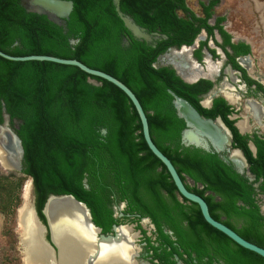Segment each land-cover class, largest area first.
<instances>
[{
    "label": "trees",
    "instance_id": "16d2710c",
    "mask_svg": "<svg viewBox=\"0 0 264 264\" xmlns=\"http://www.w3.org/2000/svg\"><path fill=\"white\" fill-rule=\"evenodd\" d=\"M72 1L68 18L64 24H57L43 13L27 11L20 0H0V50L15 56L74 58L121 80L140 101L152 140L171 160L181 179L188 175L202 185L186 187L204 198L212 217L264 248V215L253 185L259 182V190L264 193V139L255 138L253 155L221 104L216 105L232 129L236 145L247 157L255 176L252 181L216 153L183 146L180 136L185 122L177 115L169 90L201 113L214 116L217 110L203 108L198 98L210 82L201 87L203 80L187 83L173 68L153 66L168 46L190 43L198 31V27L174 14L180 0L119 1L120 9L130 13L139 25L149 31L158 28L167 35L154 46L132 35L128 44H122L127 30L113 0ZM71 39L76 41L71 43ZM89 77L99 83L89 82ZM3 108L11 120L22 121L16 133L24 154L22 176L0 171V200L3 196L15 197L18 204L19 194H14V189H21L29 177L35 208L44 223L42 207L47 196L68 193L84 202L93 222L109 232L115 220L107 201L114 193L128 201L130 211L150 217L164 237L167 235L160 229L162 221L185 247L201 255L212 254L222 264H264L261 255L207 223L195 202H189L185 209L188 200L177 199L176 186L166 167L143 138L132 102L115 84L75 65L0 56V123ZM103 128L105 133L101 132ZM182 220L186 221L184 226ZM167 254L156 253L161 264H172Z\"/></svg>",
    "mask_w": 264,
    "mask_h": 264
},
{
    "label": "flooded vegetation",
    "instance_id": "af4514ba",
    "mask_svg": "<svg viewBox=\"0 0 264 264\" xmlns=\"http://www.w3.org/2000/svg\"><path fill=\"white\" fill-rule=\"evenodd\" d=\"M226 1L228 0H180V4L174 7V14L178 18L192 23L193 27H198V31L190 43L183 42L180 45L168 46L163 53L157 56V58L160 56L165 57L166 63L157 67H171L181 77L176 70L179 69L183 76L181 79L187 83H199L203 80L200 84L201 87L210 82L205 91L198 93L199 104L211 112L217 110L218 113L214 116H208L197 111L203 117L216 121L227 135L229 142L224 144L221 149H215L207 138L208 148H200L216 153L223 161L226 157L228 159V161H225L226 163L252 181L255 176L249 169L247 157L243 149L236 145L238 141H235L232 129L222 117L221 112L218 111L220 107H216V105L221 104L225 115L233 121V126L236 127L247 147L255 155V138L264 139V25L252 27L249 31L250 34L244 33L243 26L235 29L228 19L229 12L222 10V6ZM123 13L134 20L130 13ZM239 17L244 20L242 25L248 23L246 16L240 14ZM145 30L153 37L152 41L147 42L152 46L158 40L167 38V35L158 28L151 31L145 28ZM130 35L128 30L123 33L122 44L129 43ZM186 37H188V34H186ZM186 128L185 122V127L181 131L180 143L183 146H195L182 142V132ZM252 146L255 150L252 149ZM234 163H237L241 169L239 170ZM82 181L87 186L86 179L83 178ZM182 181L185 186L188 184L198 188L202 187L200 183L194 182L188 175H184ZM253 185L255 187V199L259 204V198L264 196V193L259 190V182H255ZM30 193L31 185L29 196ZM176 197L180 201L183 200V198L178 197L177 191ZM189 202V200L185 202V209L190 205ZM107 206L115 220L112 226L114 224H134L133 230H137L136 232L140 234L139 238L135 239V244H137L136 264L163 263L156 253L159 255L168 253V260L173 261L172 264H222V260L212 254L201 255L196 249L185 247L173 230L169 228L165 221H162L160 229L167 235V237H164L150 217L141 216L137 212L130 211L131 207L128 201L120 198L118 194L110 193ZM185 223L186 221H181L183 226ZM112 226L109 232H103L102 227H100L101 232L104 234L111 233ZM123 229L126 233L125 239L126 242L128 241L130 256L133 253V248L129 244V240L132 239L129 233L132 236H135V233L132 232L129 225L124 226ZM20 233L22 234V231ZM21 249L22 255L25 256L22 241ZM124 264H129V261L127 263L124 260ZM165 264L170 263L166 262Z\"/></svg>",
    "mask_w": 264,
    "mask_h": 264
},
{
    "label": "water",
    "instance_id": "95a60500",
    "mask_svg": "<svg viewBox=\"0 0 264 264\" xmlns=\"http://www.w3.org/2000/svg\"><path fill=\"white\" fill-rule=\"evenodd\" d=\"M119 1L120 0H113L115 10L117 15L123 21V24L126 27V29L129 31V33L133 37L141 40H145L146 42L152 41L153 39L152 35L148 33L144 27L138 25L129 15L124 14L121 11L119 6ZM20 4L27 11L45 14L51 21L57 24H64V20L68 18L73 8L72 0H20ZM75 41L76 40L71 39V43H74ZM0 56L9 60H16V61L47 60L62 64L75 65L84 72L88 73L89 75L98 76L103 79H106L109 82L115 84L117 87H119L132 102L141 123V131L143 138L150 151L166 167L174 185L176 186L178 197L185 198L190 202H195L198 205L200 212L207 223H209L211 226L215 227L216 229L226 234L235 243L261 255L264 258L263 247L243 238L232 228L224 224L222 221L216 220L214 217H212L209 211L208 204L204 200V198L201 195L187 189L171 160L156 146V144L152 140L149 131L147 116L142 108L140 101L138 100L134 92L121 80H119L118 78L114 77L113 75L107 72H104L99 69L91 68L86 64H84L83 62L79 61L78 59H74V58H61L53 55H44V54L15 56L5 53L2 50H0ZM163 58H164L163 56H160V58L159 57L157 58V61H159V59L162 60ZM157 61L153 63L154 67H157L156 65ZM176 70L179 73V75L183 78L182 74L180 73V70L179 69ZM88 81L93 84L99 83L97 80L91 77L88 78ZM169 93L172 95L173 98L172 103L174 108L176 109L177 115L183 118L184 121L186 122L187 128L184 129V131L182 132V142H186V144H193L195 146L203 147L205 149L208 148V145L206 143H203V138L205 137L210 140V142L213 144L215 149H221L224 144L229 142L227 135L225 134V132L222 131V127H220V125L216 121L200 115L197 109L189 101L178 96L173 91L169 90ZM2 116H3V121L0 123V129L1 128L4 129L7 133V136H4L0 132V166L5 170L21 173L24 148L22 146L21 138L16 133V129L19 128V125L15 124L14 125L15 129L9 126V122L11 121V119H10V115L5 111V108H3ZM21 122L22 121L19 120V123ZM101 132L105 133L106 130L103 128ZM252 149L255 150L254 146H252ZM224 160L228 161L226 157H224ZM234 164L239 168V170L241 169L237 163ZM30 185H31V189H32L31 193H32L33 192L32 179L30 181ZM31 193L30 196L28 197V199L30 198V200L27 199V202L30 205L29 227L31 231L29 234L32 236L33 240H35L36 243H40V245L44 249L45 258L43 259L44 260L43 264H61L59 262V249L56 243L54 242L51 223L46 213V207L51 201L52 202L54 201V203H51V208L54 211H56L57 209L54 208L57 205L55 203L60 202L63 199H67L73 204L80 205V207L85 211L83 218L85 219L86 226L90 229L89 234L92 241V250L91 252H89L87 258L85 259L84 264H94V261L100 254L102 247L105 249L108 248V247L106 248L105 246H109L110 248L117 247L120 240L122 229L124 228V226L129 225V224H114L112 226L111 233L108 234L102 233L101 228L93 222L90 209L87 207V205L84 202L78 200L72 194H68V193L49 194L47 196L42 207V213L45 217V223H44L39 218L37 214V210L35 208L34 192L32 193V195ZM21 205L17 208L16 212L21 207ZM69 215L71 214L69 213ZM17 223H19L18 216H17ZM24 226L25 224H23L21 228L23 229ZM129 226L131 227L132 232L135 233V236H132V234L129 233V235H131L132 237V239L129 240V244L133 248V253H131L129 256V264H136L135 255L137 254V245L135 244V239L137 237V232L133 231L132 225ZM20 237H21V233L18 234L19 245H21ZM20 252H21V248H20ZM22 258L24 264H41L40 262L41 258H39V261L35 260L29 263H27V261L24 259L25 258L24 256Z\"/></svg>",
    "mask_w": 264,
    "mask_h": 264
},
{
    "label": "bare ground",
    "instance_id": "6f19581e",
    "mask_svg": "<svg viewBox=\"0 0 264 264\" xmlns=\"http://www.w3.org/2000/svg\"><path fill=\"white\" fill-rule=\"evenodd\" d=\"M0 132L4 136H7L4 129L1 128ZM29 189L30 183L27 182L23 193L24 204L18 209L19 225L23 226L25 224L20 239L27 263L35 260L39 261V258H41L40 262L43 264V259L45 258L44 249L29 234L31 231L29 227L30 205L27 203ZM51 203H54V201H51L47 205L46 213L51 223L54 242L59 249V262L61 264H84L85 259L92 250L90 229L86 226L85 219L83 218L85 211L80 205L73 204L67 199L55 203L57 204L54 207L57 208L56 211L52 210ZM125 234L124 229H122L117 247L110 248L109 246H105L109 250L102 247L94 264H124V260L128 263L130 249L128 241L126 242Z\"/></svg>",
    "mask_w": 264,
    "mask_h": 264
},
{
    "label": "rangeland",
    "instance_id": "374dc122",
    "mask_svg": "<svg viewBox=\"0 0 264 264\" xmlns=\"http://www.w3.org/2000/svg\"><path fill=\"white\" fill-rule=\"evenodd\" d=\"M222 10H226L229 12L228 19L230 23L234 25L233 27L235 29L241 28L243 26L242 29L245 34H250L249 31L252 27L255 28L256 26L264 25L263 23L264 0H228L222 6ZM240 14L247 17L248 20L247 24L242 25L243 24L242 22L244 20H242L239 17ZM165 63H166V59L164 57L162 60L159 59L156 65L158 66ZM15 124L19 125V120L12 119L9 122V126L12 127L13 129H15L14 127ZM203 143H206L207 145L209 144L206 137L203 138ZM0 171L3 173L14 172V171L5 170L1 166H0ZM14 173L16 175L22 176L21 173H17V172ZM30 181L31 178L26 177L23 181L22 188L21 189L17 188V190L14 189V194L15 193L19 194L18 199H20V201L18 204L17 203L15 204V197L9 199L8 197L3 196L4 199L0 200V264H24L22 260L23 259L22 249L20 252L21 245H19L18 243V234H20L22 230L21 228L22 226L19 225V223H17V216L19 211L16 212V207L22 202H23L22 204H24V196H23L24 187L26 183L27 182L30 183ZM28 200H30V198ZM3 204H6V206L3 207ZM259 205L261 212L264 214V196H261V198H259ZM129 225H132L134 228V224H129ZM133 231L136 232L137 230H133ZM139 236L140 234H138L137 232L136 239L139 238Z\"/></svg>",
    "mask_w": 264,
    "mask_h": 264
}]
</instances>
